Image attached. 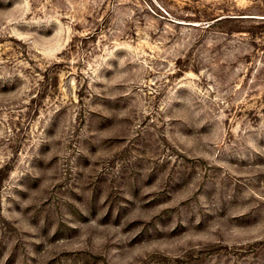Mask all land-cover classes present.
<instances>
[{
    "label": "rangeland",
    "instance_id": "obj_1",
    "mask_svg": "<svg viewBox=\"0 0 264 264\" xmlns=\"http://www.w3.org/2000/svg\"><path fill=\"white\" fill-rule=\"evenodd\" d=\"M0 264H264V0H0Z\"/></svg>",
    "mask_w": 264,
    "mask_h": 264
}]
</instances>
